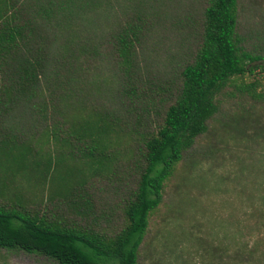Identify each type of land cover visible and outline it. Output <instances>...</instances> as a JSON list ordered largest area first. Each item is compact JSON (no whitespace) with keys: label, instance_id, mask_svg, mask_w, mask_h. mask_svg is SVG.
Returning a JSON list of instances; mask_svg holds the SVG:
<instances>
[{"label":"trees","instance_id":"1","mask_svg":"<svg viewBox=\"0 0 264 264\" xmlns=\"http://www.w3.org/2000/svg\"><path fill=\"white\" fill-rule=\"evenodd\" d=\"M181 1L0 0V250L139 264L166 181L227 88L264 70L240 0L179 20L189 58L152 69Z\"/></svg>","mask_w":264,"mask_h":264},{"label":"rangeland","instance_id":"2","mask_svg":"<svg viewBox=\"0 0 264 264\" xmlns=\"http://www.w3.org/2000/svg\"><path fill=\"white\" fill-rule=\"evenodd\" d=\"M204 1L184 0L172 11L158 42L163 55H151L152 69L169 70L189 58L196 25L178 21L199 16ZM239 11L250 49L263 53L264 0H240ZM256 83L264 84L260 68L227 88L207 132L166 181L139 264H264V100L247 90ZM0 260L56 264L21 251L0 250Z\"/></svg>","mask_w":264,"mask_h":264}]
</instances>
